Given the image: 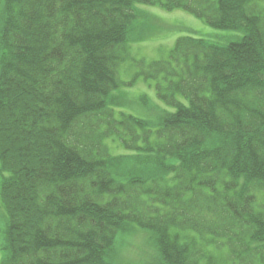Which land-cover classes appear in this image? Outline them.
I'll return each mask as SVG.
<instances>
[{"label": "trees", "instance_id": "16d2710c", "mask_svg": "<svg viewBox=\"0 0 264 264\" xmlns=\"http://www.w3.org/2000/svg\"><path fill=\"white\" fill-rule=\"evenodd\" d=\"M142 7L239 35L150 63L154 120L116 104ZM0 173L2 264H264V0H0Z\"/></svg>", "mask_w": 264, "mask_h": 264}, {"label": "rangeland", "instance_id": "374dc122", "mask_svg": "<svg viewBox=\"0 0 264 264\" xmlns=\"http://www.w3.org/2000/svg\"><path fill=\"white\" fill-rule=\"evenodd\" d=\"M143 17L135 25L138 27L133 35L135 42L130 50V56L120 67V80L126 84L116 102L127 114L137 118L154 120L153 105L165 107L156 95L154 81H146L144 73L150 63L166 60L169 52L181 37H193L207 40H223L233 38L234 32L219 31L210 28L202 20L185 11L165 12L156 7H142ZM146 96L147 102L142 98ZM168 111L171 109L165 107ZM123 150L112 147V153L117 155ZM2 175L0 173V180ZM5 217L0 207V264L3 260L2 245L4 242ZM116 247L122 260H138L147 249V235L143 232L129 230L126 235H121Z\"/></svg>", "mask_w": 264, "mask_h": 264}]
</instances>
